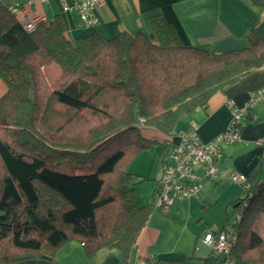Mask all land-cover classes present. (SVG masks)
I'll list each match as a JSON object with an SVG mask.
<instances>
[{
  "label": "trees",
  "instance_id": "1",
  "mask_svg": "<svg viewBox=\"0 0 264 264\" xmlns=\"http://www.w3.org/2000/svg\"><path fill=\"white\" fill-rule=\"evenodd\" d=\"M249 2L264 8V0ZM149 23L148 36L92 32L71 41L59 16L26 32L0 1V264H59L55 253L70 240L88 258L104 247L126 256L152 210L136 204L128 171L160 144L142 131L163 135L165 145L179 118L264 68V19L247 47L217 54L186 46L162 16ZM51 65L58 75L44 95L41 70ZM97 117L103 125L90 126ZM256 188L263 209L264 177ZM254 214L239 224L233 264H264ZM200 264L222 259L210 250Z\"/></svg>",
  "mask_w": 264,
  "mask_h": 264
},
{
  "label": "crops",
  "instance_id": "2",
  "mask_svg": "<svg viewBox=\"0 0 264 264\" xmlns=\"http://www.w3.org/2000/svg\"><path fill=\"white\" fill-rule=\"evenodd\" d=\"M75 1L46 0L31 4H26L24 0L1 2L6 6L17 4L19 11L28 17L44 16L46 20L51 21L55 16H59L65 26V36L71 41L92 32H99L107 39L121 32L132 36L137 33L148 36L151 31L150 18L162 16L174 25L186 46L216 54L247 47L249 31L256 28L264 19V8L252 6L249 0H105L101 7L94 9L96 23L88 25L77 11L62 9L63 5L72 6ZM41 71L43 81L45 84L48 83V86L58 75V68L53 65L42 68ZM263 85L264 68L251 71L233 84L214 93L205 107L179 118L169 140H174L177 133L187 132L194 127L201 141H211L228 127L231 113L227 103L231 101L236 107H241L248 100L251 92ZM5 92L6 85L0 78V97ZM253 111L257 118L253 120L247 117L240 127L241 140L231 145L220 146L219 170L216 176L204 180L197 198H191L203 200L202 208L209 206L219 185L227 179L231 180L232 173L244 175L250 189L252 183L256 185L261 181L264 148L257 146L254 141L264 134V104H259ZM142 132L148 138L159 140L160 144L157 148L160 149L153 148L155 161L150 172L128 168V171L134 175L136 204L152 206L135 243L126 256L116 248L104 247L88 258L82 244L70 240L55 253V260L59 264H132L136 258L150 256L160 260V264L176 258L190 259L191 264L197 243L204 245L201 242L204 234L216 232L204 231L199 234L198 225L194 226L190 217L191 199L176 201L167 208H154L153 198L160 176V159L166 145L161 143L164 136L156 131L147 128ZM141 153L143 152L139 155ZM157 165L159 168L155 170ZM146 174H150V181L146 178ZM137 177H142L143 181L147 180L144 189L143 184L135 182ZM143 190L147 193L145 194ZM182 210L187 211L186 215ZM209 251L207 249L205 254Z\"/></svg>",
  "mask_w": 264,
  "mask_h": 264
},
{
  "label": "built area",
  "instance_id": "3",
  "mask_svg": "<svg viewBox=\"0 0 264 264\" xmlns=\"http://www.w3.org/2000/svg\"><path fill=\"white\" fill-rule=\"evenodd\" d=\"M35 1L46 2V0H24L26 4ZM104 3L105 0H76L72 6L63 5L62 9L75 10L86 24L94 25L96 23L94 9L101 7ZM7 9L16 19H19L26 32H33L38 25H46L49 22L44 16L28 17L19 11L17 4L9 5ZM227 104L231 113L228 127L211 141H201L193 127L187 132L177 133L174 140H168L165 143V150L160 159V176L154 192V208H167L176 201L197 198L203 181L218 173L220 146L239 142L240 127L247 117L253 120L257 118L253 110L259 104H264V85L251 92L243 106L236 107L231 101ZM140 121L143 122L142 119ZM254 143L264 148V134ZM230 178L244 189H250L244 175L235 172ZM234 240L233 230L226 224L216 232L205 233L201 242L213 253L221 256L222 264H233L229 253ZM132 264H156V258L139 257Z\"/></svg>",
  "mask_w": 264,
  "mask_h": 264
},
{
  "label": "rangeland",
  "instance_id": "4",
  "mask_svg": "<svg viewBox=\"0 0 264 264\" xmlns=\"http://www.w3.org/2000/svg\"><path fill=\"white\" fill-rule=\"evenodd\" d=\"M41 71V77H42ZM43 79V78H42ZM45 84V82L43 81ZM48 84V83H47ZM42 89V94H47V92L51 89V85H47ZM60 111V110H59ZM92 120V119H91ZM103 119L101 117H97V119L92 120V124L90 126L99 127L103 125ZM106 125V124H105ZM84 127L88 126L84 124ZM154 147H158V145L153 146L150 149L143 150L139 157L136 159V156L132 161L129 162L128 168L136 169L140 172L149 171L150 168L154 167L153 162L155 161V155L153 154L155 149ZM160 149V148H157ZM156 149V150H157ZM145 151V152H144ZM158 159V158H157ZM155 165V164H154ZM159 165V164H158ZM158 165L155 170H158ZM147 175V174H146ZM148 174L146 178L150 181ZM264 177V167L262 178ZM136 183L143 184L142 188H145V182L142 177H137ZM262 180V179H261ZM139 185V184H137ZM257 185V184H256ZM255 184H251V189L246 190L241 185L233 183L231 180H226L222 184L219 185V188L215 191V196L212 198V201L209 202V206L206 208H202L203 200H195L191 199V213L190 217L192 218V224L198 225L199 234H202L204 231H217L225 224L227 221L231 229L233 230V239L236 238L237 230L239 228L240 222L243 220L251 219V216L254 214L255 221L252 222V230L264 239V208L260 209L257 201V196H255L258 191ZM139 188V187H138ZM141 188V187H140ZM146 194L147 191L143 190ZM142 192V193H143ZM241 200V204L236 208H233V204L235 201ZM258 208V209H257ZM186 215V212L182 210ZM253 213V214H252ZM189 214V213H188ZM10 249V247H9ZM209 249L205 247L200 242L197 243V249L195 250V257L191 261V264H199L201 262V257H204L206 254V250ZM5 250V248H4ZM210 250V249H209ZM11 252H13L11 250ZM164 264H166L164 262Z\"/></svg>",
  "mask_w": 264,
  "mask_h": 264
},
{
  "label": "water",
  "instance_id": "5",
  "mask_svg": "<svg viewBox=\"0 0 264 264\" xmlns=\"http://www.w3.org/2000/svg\"><path fill=\"white\" fill-rule=\"evenodd\" d=\"M237 206H239V202L233 204V208H236Z\"/></svg>",
  "mask_w": 264,
  "mask_h": 264
}]
</instances>
